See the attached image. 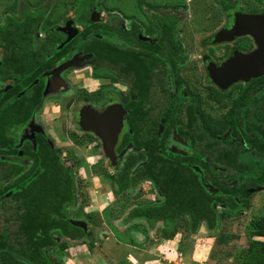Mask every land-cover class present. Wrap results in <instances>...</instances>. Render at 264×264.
I'll list each match as a JSON object with an SVG mask.
<instances>
[{
  "label": "trees",
  "instance_id": "16d2710c",
  "mask_svg": "<svg viewBox=\"0 0 264 264\" xmlns=\"http://www.w3.org/2000/svg\"><path fill=\"white\" fill-rule=\"evenodd\" d=\"M216 2L229 14L230 22L236 10H241L236 1ZM96 3L97 0H79L74 7L76 19L88 23L91 12L96 10ZM46 9L47 5L44 4L36 9L21 4L20 18L7 14L5 23L0 25V45L7 49L4 62H0V77L20 79L15 87L0 97V143L1 140L2 143L16 142L5 136V128L8 125L22 127L29 121L40 103L43 84L38 83L37 92L30 96L21 93L19 98L13 97L53 67L74 42L69 37L62 42L63 35L57 28L48 29L51 23L47 18L43 21ZM155 18L162 35L157 45L166 48V60L174 67L183 60L181 45L175 34L178 18L171 14ZM42 22V28L48 32L46 38L36 36L37 27ZM113 30L112 23L108 21L86 24L82 31L83 36L90 34L89 37H92L91 50L95 49L94 55L98 59L134 62L137 67L145 65L146 71L152 68V64H146L147 59L151 63L162 60L163 55L154 54L159 51L158 46L150 44L147 59L137 55L131 59L130 53H115L110 41L93 35V31L109 33ZM99 75L98 68L93 67L92 76L98 78ZM254 91L257 93L251 96ZM212 95L216 93L212 92ZM235 102L228 113L213 122L201 107L198 95L188 106L189 119L198 114L197 120H201L198 122V139H203L209 147L214 146V166L204 159L201 151L195 158L194 155H181L168 149L166 140L170 125H175V122L171 118L165 130L157 133V122L147 116L143 97L129 105L130 124H143L145 128L136 125L133 137H129L126 130L121 137L119 150L132 140L137 149L145 147L148 159L131 176L127 169L118 176L112 175L114 184L124 189L139 179L147 178L163 199L159 204L130 209L123 220L142 218L150 226L162 220L164 236L171 237L182 226L195 233L202 222L209 231H213L220 218L239 215L242 209L248 208L252 191L264 184V75L244 85ZM4 113L7 116L2 118ZM226 128H230V132L223 136ZM239 136L243 141L234 140ZM23 153L32 159L31 165L25 168L10 164L3 169V180L0 181L1 258L6 264L18 259L29 264H63L60 259H51L47 253L55 245L61 249L68 247L65 242H56L52 233L58 231L71 237L84 233L81 227L72 224L67 211L75 196L73 171L63 164L60 153L41 133L36 134L33 147L25 145ZM218 205L225 209L223 213L218 212ZM257 226L254 234L262 239L250 240L241 250L243 264H264V224L259 222ZM216 240L226 243L228 236L221 234Z\"/></svg>",
  "mask_w": 264,
  "mask_h": 264
},
{
  "label": "rangeland",
  "instance_id": "374dc122",
  "mask_svg": "<svg viewBox=\"0 0 264 264\" xmlns=\"http://www.w3.org/2000/svg\"><path fill=\"white\" fill-rule=\"evenodd\" d=\"M77 1L0 0V24L4 23L7 14L20 18L19 6L22 3L32 9L41 4H47L50 16L56 18L57 23L63 24L64 16L73 14V6ZM232 1H236L243 12L264 10V0ZM147 2L155 5V8L149 7ZM97 5L99 7L97 17L100 20H106L109 13L115 14L116 12L119 14L118 16H121L126 28L136 22L141 27V35L152 42L158 36L155 31L148 30V26L151 25L152 11L161 15L167 13L179 15L180 22L177 25V33L185 56V61L180 65L181 74L202 96L203 108L216 117L230 107L232 98L238 93V84H244L249 80L233 83L223 92L225 98L222 102L208 97L210 82L207 80L204 57L208 54L209 38L228 22L226 12L216 0H97ZM103 35L116 43L126 44L111 34L103 33ZM228 42L230 51L234 48L250 49L254 46L253 38L249 34L240 35ZM222 51V44L216 45L215 52L220 54ZM221 57L216 56L215 58ZM61 76L67 83V89L50 92L46 95L42 107L35 113L29 126L22 130L17 149L22 148L24 142L32 141L31 134L39 129L60 153L63 164L74 172V202L67 207V211L72 219L84 221L87 228L84 233H81L82 236H77L75 240L71 236L56 231L52 233V236L56 242H71L74 246L85 243L89 251L91 249L89 244L92 242L89 241V237L92 236V232L89 230L95 220L104 221L107 224L115 223L118 218L126 216L130 209L156 204L162 201L163 197L147 180L130 184L124 189H120L114 184L111 174L113 172L120 173L126 161L133 156L134 166L144 162L146 160L144 153L138 154L131 146H128L119 155L118 165L112 167L104 155L101 138L94 131H84L80 128L78 108L85 105L101 108L111 97L122 101L124 93L128 90V85L122 84L121 79H119L120 82L113 83L108 78H93L88 63L75 70L65 71ZM11 85V81H0V91ZM17 134L19 135V132ZM169 147L173 150H190L173 136L169 139ZM13 158L24 164L26 168L31 163V159L26 156ZM131 170H134L133 166ZM217 208L219 213L225 211L221 206H217ZM258 221L264 224V185L252 192L248 208L241 211L239 215L220 218L219 224L214 230L213 250L216 254L219 252L218 264H243L244 260L240 256L241 250L246 248L250 240L262 239L254 234V230L258 227ZM140 225L133 226L140 228ZM177 233H179V242L191 238V231L188 227L182 226L174 235ZM221 234L228 236L226 243H218L216 240ZM85 235L89 237L87 238ZM66 249L55 245L48 249L47 253L51 259H60L63 264H70L68 255L65 253ZM88 251L78 250L72 255L78 261V259L85 258L86 255L89 256L90 252ZM15 264L27 263L19 260Z\"/></svg>",
  "mask_w": 264,
  "mask_h": 264
},
{
  "label": "flooded vegetation",
  "instance_id": "af4514ba",
  "mask_svg": "<svg viewBox=\"0 0 264 264\" xmlns=\"http://www.w3.org/2000/svg\"><path fill=\"white\" fill-rule=\"evenodd\" d=\"M78 2H79V0L77 1L76 4H78ZM41 5H43V4H41ZM44 5H47V4H44ZM75 5L73 6V9H74L73 14L71 16H64V18H63L64 23L63 24L57 23L58 20L56 18L51 17L49 12H48V8L46 9L45 15L43 17V21L47 18L49 20V22L51 23V25L48 26V29L57 28L58 31L63 35L62 42H64V40L67 37H69L71 39V41H74V42L71 46L68 47V49L66 51H64V54L61 56L60 60L56 64H54L53 67L44 71L33 82H31L27 88H24L23 90L20 91V93H18L16 96L13 97V99H17V97L19 98L21 93H25L26 95L30 96L31 94L37 92V87H38L37 84L38 83H40V85L43 84L40 103L33 110L29 121L22 127H20L18 125H8L5 128V131H4L5 136L8 138L14 139L16 142L13 144L10 141H5L4 143H2V140H1V143H0V151H1L0 152V162H2L4 164L2 165V163H0V181L3 180V169L10 166V164H17V165H23L24 166V164H22L18 160H14L13 157H16V156L29 157L28 155H24L23 149H24L26 144L30 145V147L34 146V144L36 142V134L37 133H41L44 136V138L47 141H49L51 146L53 148H55L53 146L52 142L39 129H36L31 134L32 141L24 142L22 144V148H20V149H17V145L19 144V139H20V135H21L22 130L25 127L29 126V124H30L33 116L35 115V113L42 107L46 95L50 92H58V91H62V90L67 89L68 86H67V83L62 78L63 76H61L62 73L65 71H68V70H75L79 67H82V65L85 63H88L90 65L91 75H92L93 67L98 68L100 75L96 79L108 78L113 83H118V82H120L119 79H121L122 84L128 85V90H127V92L124 93V95L122 97V101L117 99L116 97H111L108 100V102L104 106H102L101 108H95L93 106L85 105V106H88L90 108L95 109L98 112H102L108 105L115 104V103L122 104L123 108L125 109L123 126H122L121 131L118 135V140H117V143H116L115 148H114L115 153H116V162L114 164L108 158V156H106V154H105L104 139L102 138V136H100L99 134L96 133L101 138V140L103 142L102 148H103L104 155L108 161V164H111L112 167L117 166L118 160H119V155L128 146H131L136 152H138V154L144 153L146 155V160L144 162L134 166V164H133L134 156H133L132 158H129V160L126 161V164L123 166V169L121 170L120 173H122L123 170L127 169L128 172L130 173V176H131V175L135 174L137 169L140 166L144 165V163L147 161L148 156L145 153V147H141L140 149H137L134 146L132 140H129L121 151L119 150V147L121 145V137L126 130L129 133V137H133L135 135V132H136V125H138V127H141V129L145 128V127H143V124H135L134 125V124H130V121H129L130 111H131V108L129 107V105L133 101L138 100L141 97H143V100H144L143 108L148 111L147 116L153 118L157 122V126H156L157 133H160V132L165 130L166 126L170 124L171 118L175 122V125H172V124L170 125L171 130H169V135H168L167 140H166V147L168 149H170L174 153L181 154V155H184V154L194 155L195 158L198 157L199 154L202 153L201 155L204 154V159L207 160V162L211 166H214V164H215L214 148H213L214 146L212 145L209 147L208 144L205 143V141L203 139H198V132H199V123L198 122H201V120H199V119L197 120L198 114H195L196 116L194 118H191V120L189 119L188 106L192 103L193 98L197 95L201 98V107L202 108H203V106H202L203 105V98L198 93L197 89H194L191 86L190 82L186 78H184V76H182V74H181L180 65L185 61V56L183 54L182 43H181L179 36H178V33H177V25L180 22V16L174 15L172 13H167V14H171L172 16H175L178 18V21L175 24V34H176L177 39L180 42V45H181V51L180 52H181V55L183 58V60L177 62L176 65L173 67L166 60V48L157 45L158 41L162 38V35L160 34V32L157 28V25L155 24V22H156L155 16L165 17L167 14L161 15V14H158L157 12L152 11V15L150 16L151 25L148 26V30L149 31L153 30L158 34L157 39L154 42H152L151 40H149V39H147L141 35V27L136 22H133L129 28H126L123 24L122 19L120 18L121 16H118L119 14L116 12H115V14L109 13L106 20H100L97 17V13L99 11V7H98L97 3H96V10H93L90 14V21L88 23H85V21L80 22L78 19H76L77 14H76V11L74 8ZM147 5L151 8L152 7L155 8V5L151 6L150 3H148V2H147ZM19 8H20V6H19ZM36 8H34V9H36ZM238 11L243 12L242 10H236V12H238ZM19 13H20V10H19ZM244 13L264 14V10L257 11V12H254V11L251 12L250 11V12H244ZM226 14L228 16V22L225 25H223L220 30H222L224 28L231 27L233 22H234V18L230 22L229 14L227 12H226ZM234 16H235V14H234ZM16 18H18V17H16ZM108 21H110L113 25V29H114L113 32L108 33L106 31H93V35L102 37V38L110 41V43L113 46V52L119 53V51H122L123 53H128V54L130 53L132 55V56L130 55L131 59L134 58L133 55H137V56H139V58L146 57V59H147V53L146 52H148L151 49V47H150V44H151V45L158 46V48H160L159 51L154 52V54H155V56L163 55L162 60L157 62V63H154V62L151 63L147 59L146 64H148L149 66H150V64H152L151 65L152 68H149V70L146 71L147 68L145 65H143V67L142 66L137 67L135 65L136 63H134V62H125L122 60L108 61L105 59H98L94 55L95 49L91 50L93 48L92 37H89L90 34L83 36L82 31L85 30L86 24L90 25L91 23H94V22L106 23ZM4 23H5V20H4ZM4 23H2L0 25H3ZM42 24H43V22L38 25L37 30H36V36L39 38H46L48 36V32L42 28ZM218 32L212 34L209 38V49H208V54L204 57V66H205V70L207 72V80L210 82V85L208 86V92H207L208 97L217 101V102H222V100L225 98V95L223 94V92L225 90H227L228 88H230L231 85L237 81L233 82L232 84H230L226 88L221 87L214 80V78H212L210 71H209V68H208L209 64L212 63L214 66L220 67L231 56H233L236 51H239L242 53H249L250 51L255 49L257 47V45H256L254 38L249 34L253 38V42H254V46L252 48L243 49L240 47V48H234L233 50L230 51L229 46H228V43H229L228 40H230V39L222 40V41L216 40L215 37L218 34ZM103 33L116 36L120 40L124 41L126 44H119V43H116L114 41H111L108 38H106L103 35ZM239 36L240 35H236L234 38H237ZM145 43H149V44L146 45ZM66 44H67V42L63 46H65ZM220 44H222V50L223 51H222V53L217 54L215 52V47H216V45H220ZM0 49H2L1 50V56H0V62H4V60L6 58V50L7 49L3 45H0ZM226 51H227V53L225 54ZM216 56H222V57L219 59H216L215 58ZM71 60H75L73 65L62 69L61 71L53 73V70L55 68L62 65L63 63L71 61ZM262 75H264V74H262ZM255 78H250L244 84H238L239 85L238 93L232 98V103H231L230 107L220 116L216 117V116L210 114L208 111H206L205 108H203V110L211 117L210 121L213 122L214 119L220 118L223 115H225L226 113H228L231 110L234 103H236L235 98L239 95L241 88L244 85H246L248 82L255 80ZM0 81H11L12 82V85L10 87L6 88L5 90L0 91V97H1L5 92H8L12 87H15L19 83L20 79L12 78V77H9V78H1L0 77ZM239 81H241V80H238V82ZM48 82H50V87L54 88V86H59V88L51 89L49 87V89L46 90V86H47ZM212 92H215L216 95L215 96L212 95ZM255 93H257V91H254L251 96H253V94H255ZM85 106H82V107H85ZM82 107L77 109L79 121H80L79 111ZM5 116H7L6 113H4V116L2 115V118L3 117L5 118ZM190 122H191V124H190ZM80 128L82 130H84L81 127V125H80ZM84 131H92V130H84ZM17 132H19V135L17 134ZM229 132H230V128H228V129L226 128L225 131L223 132V136L228 135ZM172 136L181 144L185 145L186 147H189L190 150L189 151H181V150L171 149L169 147V139ZM239 139H241L240 136L234 138V140H239ZM240 141H243V140L241 139ZM8 151H13L15 153L14 154H8L7 153ZM200 151H201V153H200ZM31 163H32V159H31ZM31 163H30V165H31ZM132 166L134 167V170H131ZM212 170H213V167H212ZM120 173L119 172H113L111 174V176L112 175L118 176ZM143 180L144 181L147 180L153 184V182L150 179H147V178L139 179V181H143ZM263 185L259 186L257 189H259ZM257 189H254L253 191H255ZM158 194L160 196H162L159 192H158ZM249 201H250V199H249ZM218 206H220V205H218ZM243 210L244 209H242V211ZM19 260H22V259H18V261ZM18 261L13 262L12 264L17 263ZM0 264H6L4 259L1 258V254H0ZM27 264H29V263H27Z\"/></svg>",
  "mask_w": 264,
  "mask_h": 264
},
{
  "label": "crops",
  "instance_id": "0c3cea01",
  "mask_svg": "<svg viewBox=\"0 0 264 264\" xmlns=\"http://www.w3.org/2000/svg\"><path fill=\"white\" fill-rule=\"evenodd\" d=\"M69 217L72 219V216ZM124 217L109 224L95 220L89 230L92 236L85 235L92 241L89 242V251L85 243L74 246L67 242L65 253L70 264H218L219 252H213L215 232L207 230L204 222L197 233H191L190 239L179 242V233L173 237L164 236L162 220L150 226L145 219L125 221ZM135 224H141L140 228L133 226ZM83 249L90 255L88 253L89 256L76 261L72 253Z\"/></svg>",
  "mask_w": 264,
  "mask_h": 264
},
{
  "label": "water",
  "instance_id": "95a60500",
  "mask_svg": "<svg viewBox=\"0 0 264 264\" xmlns=\"http://www.w3.org/2000/svg\"><path fill=\"white\" fill-rule=\"evenodd\" d=\"M250 34L257 47L249 53L236 51L220 67L209 64L208 68L212 78L221 86L228 87L235 81L255 78L264 74V14H250L236 12L231 27L218 32L215 39L218 41L233 39L236 35ZM75 60L68 61L53 70V73L73 65ZM47 83L46 90L49 89ZM57 89L59 86H54ZM125 109L122 104H110L102 112L88 106L79 111L80 125L84 130H92L104 139L106 156L114 164L116 162L115 145L123 126ZM73 225L86 230L84 221L71 219Z\"/></svg>",
  "mask_w": 264,
  "mask_h": 264
}]
</instances>
